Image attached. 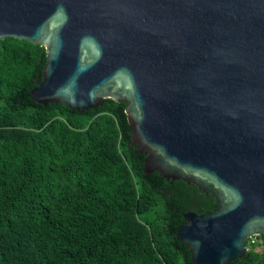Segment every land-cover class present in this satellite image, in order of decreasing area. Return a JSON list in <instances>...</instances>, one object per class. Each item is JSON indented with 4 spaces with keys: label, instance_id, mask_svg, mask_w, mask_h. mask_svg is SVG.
Instances as JSON below:
<instances>
[{
    "label": "water",
    "instance_id": "water-1",
    "mask_svg": "<svg viewBox=\"0 0 264 264\" xmlns=\"http://www.w3.org/2000/svg\"><path fill=\"white\" fill-rule=\"evenodd\" d=\"M6 36L45 49L36 102H125L143 171L215 199L176 230L191 264L264 233V0H0Z\"/></svg>",
    "mask_w": 264,
    "mask_h": 264
},
{
    "label": "trees",
    "instance_id": "trees-1",
    "mask_svg": "<svg viewBox=\"0 0 264 264\" xmlns=\"http://www.w3.org/2000/svg\"><path fill=\"white\" fill-rule=\"evenodd\" d=\"M45 60L38 43L0 39V264H191L176 230L215 199L143 171L125 102H36ZM258 247L228 264H264Z\"/></svg>",
    "mask_w": 264,
    "mask_h": 264
},
{
    "label": "built area",
    "instance_id": "built-area-1",
    "mask_svg": "<svg viewBox=\"0 0 264 264\" xmlns=\"http://www.w3.org/2000/svg\"><path fill=\"white\" fill-rule=\"evenodd\" d=\"M249 239V240H248ZM247 239L249 241V244H255L257 247L259 246L257 243L260 244L258 248H264V243L262 240H260L257 235H252ZM247 243V242H246Z\"/></svg>",
    "mask_w": 264,
    "mask_h": 264
}]
</instances>
